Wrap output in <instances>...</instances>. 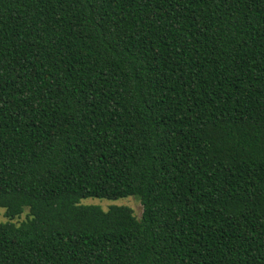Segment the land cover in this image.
Returning <instances> with one entry per match:
<instances>
[{"label": "trees", "instance_id": "trees-1", "mask_svg": "<svg viewBox=\"0 0 264 264\" xmlns=\"http://www.w3.org/2000/svg\"><path fill=\"white\" fill-rule=\"evenodd\" d=\"M0 208V264H264V0H0Z\"/></svg>", "mask_w": 264, "mask_h": 264}, {"label": "rangeland", "instance_id": "rangeland-1", "mask_svg": "<svg viewBox=\"0 0 264 264\" xmlns=\"http://www.w3.org/2000/svg\"><path fill=\"white\" fill-rule=\"evenodd\" d=\"M82 203L83 204L99 205L103 209H107L111 205L127 206V207L131 208V210L133 211L134 215L137 218L141 217V214H142V211H143L142 204L140 203L139 198L138 197H133V196L120 198V199H117V200H104V199H97V198H88V199L82 200ZM26 211H27V209H26ZM24 217H25V215H22L21 219H24ZM4 221H6V217H5V214H4V209L0 208V223L4 222Z\"/></svg>", "mask_w": 264, "mask_h": 264}]
</instances>
